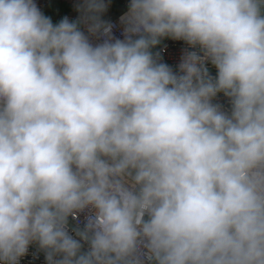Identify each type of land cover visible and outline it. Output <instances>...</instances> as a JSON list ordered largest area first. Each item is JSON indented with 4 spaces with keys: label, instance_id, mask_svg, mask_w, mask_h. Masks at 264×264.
Returning <instances> with one entry per match:
<instances>
[{
    "label": "clouds",
    "instance_id": "obj_1",
    "mask_svg": "<svg viewBox=\"0 0 264 264\" xmlns=\"http://www.w3.org/2000/svg\"><path fill=\"white\" fill-rule=\"evenodd\" d=\"M109 3L0 0V264H264V0Z\"/></svg>",
    "mask_w": 264,
    "mask_h": 264
},
{
    "label": "built area",
    "instance_id": "obj_2",
    "mask_svg": "<svg viewBox=\"0 0 264 264\" xmlns=\"http://www.w3.org/2000/svg\"><path fill=\"white\" fill-rule=\"evenodd\" d=\"M52 0H35L36 4L44 14L46 9L50 6ZM61 3H69L72 0H58ZM127 11V8L122 11L118 16L113 17L108 20V22H111L114 25L113 32L116 36H120L122 31V25L120 24V16L123 15ZM122 38V37H121ZM188 48V46L183 41H173L169 39H165L162 41L161 45L157 48V51L160 52V56L162 58L163 62L168 63L171 65L174 69L179 64L181 57L184 53V51ZM211 73L215 74V69L212 68L209 65ZM219 103H222L225 108H227L228 101L227 98L223 96V94H220L217 101ZM20 264H46L44 259V253L39 252L37 250L36 245H32L29 248L28 254L23 257L20 261Z\"/></svg>",
    "mask_w": 264,
    "mask_h": 264
},
{
    "label": "crops",
    "instance_id": "obj_3",
    "mask_svg": "<svg viewBox=\"0 0 264 264\" xmlns=\"http://www.w3.org/2000/svg\"><path fill=\"white\" fill-rule=\"evenodd\" d=\"M77 0H72L69 3H61L58 0H52L50 6L44 12V15L51 17L53 23L59 22L64 16H68L70 20L78 17L75 10ZM129 0H110L108 10L103 14V19H109L118 16L128 6Z\"/></svg>",
    "mask_w": 264,
    "mask_h": 264
},
{
    "label": "water",
    "instance_id": "obj_4",
    "mask_svg": "<svg viewBox=\"0 0 264 264\" xmlns=\"http://www.w3.org/2000/svg\"><path fill=\"white\" fill-rule=\"evenodd\" d=\"M170 40V39H169Z\"/></svg>",
    "mask_w": 264,
    "mask_h": 264
}]
</instances>
